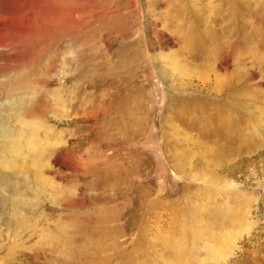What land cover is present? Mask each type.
<instances>
[{"label": "rangeland", "instance_id": "1", "mask_svg": "<svg viewBox=\"0 0 264 264\" xmlns=\"http://www.w3.org/2000/svg\"><path fill=\"white\" fill-rule=\"evenodd\" d=\"M177 10L187 31L198 23L182 34L192 50L204 31L229 42L244 101L262 118L264 0H0V124H17L19 113L29 121L33 105L41 125V160L35 168L24 158L16 179L36 200L24 208L29 229L10 238L0 226V264H264V149L229 160L216 137L200 136L220 116L191 115L220 110L226 91L214 81V91H193L196 81L174 91L178 74L208 66L185 59L192 50L176 41ZM210 17L211 28L201 21ZM170 63L184 72L168 89L159 70ZM15 81L26 86L22 98ZM217 162L227 171H212ZM41 178L50 184L32 196ZM107 210L113 217H102ZM73 223L84 234L64 249Z\"/></svg>", "mask_w": 264, "mask_h": 264}, {"label": "bare ground", "instance_id": "2", "mask_svg": "<svg viewBox=\"0 0 264 264\" xmlns=\"http://www.w3.org/2000/svg\"><path fill=\"white\" fill-rule=\"evenodd\" d=\"M176 12L178 14L177 20L175 21L177 24L176 25L174 24V25L177 29L173 31L176 33V41L178 42L179 46H182L185 49L187 47L191 48V44L188 42L186 38L187 35L186 36L182 35V34L185 35V31H187L188 27L187 25L185 27L184 26L181 27L182 23L179 22L180 17H182L183 13H181V11L179 10H177ZM201 21L202 23L204 22L205 24L209 25L210 28L212 27L211 25L213 24L212 17L209 18V22H205L204 20H201ZM195 25L197 27L198 23L196 22ZM180 27H181V30H180ZM196 27L188 29V31H191L190 34L194 33L197 30ZM153 31H155V29H153ZM197 33H200L202 35L203 31L200 30ZM203 38L204 40L206 39L205 40L206 42H204V44L202 43V47L199 49L196 48L197 49L196 51L192 50L191 48L192 51H187L184 57L185 59L188 58L190 61H194V64L196 66L200 65L201 63L203 65L204 63L208 64V66L199 68L198 70L194 72H190V74L186 76V79H182L183 77H181V75L178 74L176 78L177 84H173V86H175L174 91H179L180 89H182L183 86L188 87L190 84H193V82L195 81L198 85L196 87L197 89H193V91L195 92L196 91H199V92L214 91L215 89L212 85L213 81H214V85H216L219 88L217 90L218 92L223 91V90L226 91V93H224L225 94L224 98L221 102V104L222 103L223 104L221 105L220 110L218 111L216 110L215 112L208 111L206 113L196 110L191 115V117L193 116L192 118H194V120L196 121H198V118H201L200 121H202L203 117L204 119H210L211 117H214L218 114L220 116L218 117L219 118L218 124L206 125L207 128L204 131L199 132L200 136H202L204 139L205 138L211 139V137L212 138L216 137L217 140H219V145L217 147L218 154H221L222 156L228 158L229 160L233 156L241 157L240 159L242 160L243 158L251 154L258 153V151L261 148L264 149V124H262L264 121V106L261 112L262 118L259 116V113L254 112V111H249V106H247V103L244 101L245 100L244 92L247 88V85H245V81L243 82V78L245 77V74H242L241 72V70L244 68L237 66L235 69H231L229 62H228L230 54L228 52L227 53L224 52L225 50L229 48V45H230L229 42L226 41V43L223 45L219 44L218 41L220 40L216 41V39L215 40L213 39V36L211 35V30H209L208 32L204 31ZM154 43L155 42H151L152 45H154ZM156 46H159V44H156ZM131 49L133 50L134 46H132ZM242 51L245 52L244 49ZM134 53H136V51ZM152 56L154 59H158L157 54L152 55ZM136 57H138L137 54L131 53L129 57H126V59L132 60V61H128L129 63H131L137 60ZM182 60L185 61L184 58ZM218 60L220 61V65L218 64L219 68L218 69L216 68L217 69L216 70L214 69L216 66L213 68V66L211 65H213L214 62ZM242 60L243 58L239 59V61H242ZM170 65L172 66L170 68V72L168 69H166V67L164 68L160 67V70H159L161 79L165 80L166 83L168 82V85L166 84L168 89L171 88V83L169 84V82H171L174 76V72L175 71L176 72L178 71V73L184 72L183 71L184 69L182 67H178L179 68L178 69L177 66H175V63H170ZM123 69L124 68H122V70ZM111 71L112 70H110V72ZM110 72L107 71L106 75H108ZM229 79L234 80L235 86L230 87L229 84L231 82L229 83L228 81ZM183 81H186V83H183ZM3 86L4 85L0 83V89H2ZM7 86L8 84H5V88ZM14 87H15V90L17 91L16 93H18V97L20 96L19 98H22L21 96L23 94L24 89H26V86L21 81H15ZM36 90H37V86L35 87L33 91H36ZM8 92L9 91L6 89V94ZM6 96L8 97L9 95H6ZM238 98H241V101ZM235 100L237 101V103H234ZM34 103L36 102L31 103V105ZM38 106L39 105L37 104L36 109L38 108ZM36 113L37 112H35V107L32 105L30 108V115L28 114L29 119H30L29 121H25L22 118V114L19 113L14 118L16 119L17 124H13L11 127H9L7 124H4V125L0 124V168L2 171L3 170L9 171V173L0 172V188L6 192L5 193L6 195L0 196V206L2 208L3 207L6 208V205L9 206V210H6V212H4V218L0 219V226L3 228L4 234L10 238H19L20 235L24 231L29 229V225L27 221L28 219L27 214L31 215L32 213L25 212L24 208L25 206H28L30 209L31 207L34 206V203H36V200L34 201L30 200L29 198L30 195H28L26 192L27 189L30 188V187L28 188L26 187V185L28 186V184H25L24 182L21 183L20 180L19 181L16 180L19 177V175H21V173L25 170V162L23 161L24 158L26 159V158L33 156L32 160L34 162L35 168H37L36 163L41 160V157H38L37 155V150L40 144L38 140V130L39 129L41 130V127H39L41 125L35 123L36 118L34 117ZM194 124H198V123L194 122ZM44 157H48V153H46ZM228 162L215 163L214 164L215 169L212 171H215L217 168H219L220 170L228 169ZM183 164H184V161L180 158V162H179L180 167H182ZM106 169L109 171L108 172L105 170L108 173L107 175V180H108V178L110 177L109 175L110 168L107 167ZM92 170H93V167H92ZM204 173H206V171H202V174ZM33 174L34 176H36V172H34ZM38 175L40 174L38 173ZM112 180H114V178L113 179L111 178V181ZM221 182L224 183V181L222 180ZM40 183L41 184H38L36 186L32 185V188L35 187L34 188L35 191L32 194V196L36 194L35 192L39 193L37 190L43 189L42 186H47L50 184V183H47L42 178H41ZM113 215H114L113 211H108V210L102 213V217L105 219L113 217ZM75 226L76 224L73 223L72 228H71L72 231L70 232L71 236L64 237L63 241H60L59 244L60 246H62V248L66 249V248L74 247L72 243V241L74 240V236L77 234L78 235L82 233L84 234V231H80L79 229H76ZM56 235H57V238L61 237L60 234H56ZM104 235H105L104 239H106L108 233H104ZM71 243H72V246H71ZM14 244L15 246L13 248L15 249L17 245L16 243ZM116 245L117 244H114V246L112 245V248L115 247ZM209 249L215 255L213 248L209 247ZM116 255L119 257L117 259H122V256H120L119 254H116Z\"/></svg>", "mask_w": 264, "mask_h": 264}]
</instances>
